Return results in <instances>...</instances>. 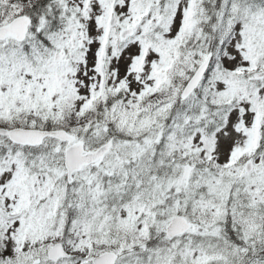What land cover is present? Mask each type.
Listing matches in <instances>:
<instances>
[{"label":"snow or ice","instance_id":"snow-or-ice-1","mask_svg":"<svg viewBox=\"0 0 264 264\" xmlns=\"http://www.w3.org/2000/svg\"><path fill=\"white\" fill-rule=\"evenodd\" d=\"M0 264H264V0H0Z\"/></svg>","mask_w":264,"mask_h":264}]
</instances>
